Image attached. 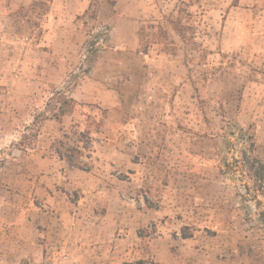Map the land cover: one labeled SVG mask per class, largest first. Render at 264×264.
<instances>
[{"label":"rangeland","instance_id":"374dc122","mask_svg":"<svg viewBox=\"0 0 264 264\" xmlns=\"http://www.w3.org/2000/svg\"><path fill=\"white\" fill-rule=\"evenodd\" d=\"M0 264H264V0H0Z\"/></svg>","mask_w":264,"mask_h":264},{"label":"trees","instance_id":"16d2710c","mask_svg":"<svg viewBox=\"0 0 264 264\" xmlns=\"http://www.w3.org/2000/svg\"><path fill=\"white\" fill-rule=\"evenodd\" d=\"M68 99L69 100H66V102L72 101L71 98H68ZM64 113H65L64 110H62L61 114H64ZM56 153L60 159L65 160V162H67L70 166L80 167L79 162H75L73 160L74 155L77 153V152H75V149H71V150L67 151V153H63L59 150V151H56Z\"/></svg>","mask_w":264,"mask_h":264}]
</instances>
